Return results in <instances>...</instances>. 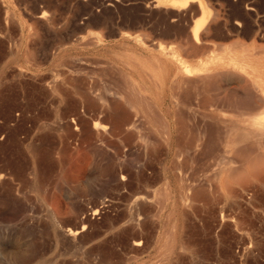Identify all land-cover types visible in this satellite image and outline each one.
<instances>
[{"label": "rangeland", "instance_id": "rangeland-1", "mask_svg": "<svg viewBox=\"0 0 264 264\" xmlns=\"http://www.w3.org/2000/svg\"><path fill=\"white\" fill-rule=\"evenodd\" d=\"M197 1L207 8L209 23L206 24L208 27L204 30L206 32L202 33L204 36L202 35L201 46L205 44L204 49L201 47L200 51L195 52L194 60L191 58L190 60L183 49L185 44L181 40L183 39L181 35L182 28L191 25L199 16L195 2L180 11L166 7L163 0H92L99 24L113 21L115 25L124 24L130 27L131 31L137 29L145 31L143 41H139L143 36L134 37V34L130 36L133 40L138 39L135 43L131 42L133 44L131 52L136 54V57H133L136 59L134 61L139 62V67L130 66V70L135 72V75L130 77V85L138 90L130 94L144 96L152 105L154 104L152 96L157 97L162 108L160 118L166 119V129L173 135V145L167 148L164 139H159L165 146L161 143L159 153L154 157L142 153L149 152L152 138V140L139 137L119 140L96 139L93 141L98 145L107 143L108 154L89 155L78 152L88 140L74 138L59 140L55 137L49 139L48 143L44 140L43 145L41 140L30 142L23 135L18 139L7 135L0 136V186H2L0 219L4 218L3 222L28 219L27 221L32 224L33 232L30 231L31 234L28 236L18 232V236L22 235L20 237L22 240L17 243L20 249L26 240L27 243L29 241L32 252L38 259V255L41 254L38 252L41 249L37 229L39 217L42 216L46 222L44 264H264V198L250 199L247 197L250 190L247 188L246 192L240 187L244 180H249L243 170L245 160L236 154H233L234 160H231L232 153H229V157L226 158V155L219 157L218 160L211 158V163L207 162V155L201 151L191 152L192 156L177 157L174 146L177 127L175 109L188 108L190 104L180 100V95L176 97L177 92L173 89L178 82L181 89H185L187 81L184 79L189 78L184 77V69L192 64L197 65L199 57H207L208 54L223 57L219 70L225 71L226 74L223 75L225 72H221L224 78L220 81L221 84L234 86L239 75H247L248 70L264 72V0ZM82 3L83 11L86 1L82 0ZM156 4H160L161 7ZM42 14L47 17L46 11ZM10 17L9 11L0 10V18ZM160 42L162 46H159ZM205 47L207 51H204ZM232 56L234 60L230 59ZM244 62L251 63V66H246ZM160 66L162 75H154L153 72L159 70ZM182 79L184 84L181 83ZM160 84L162 90L159 89ZM194 100L196 103L197 100ZM194 102L191 104L193 107ZM134 106L138 113L134 115L130 124L133 125L130 127L133 132L131 133L161 135L162 131L158 130L160 123H157L160 119H150L142 112L145 103L140 102ZM186 110L188 113L192 111ZM215 111L219 114L215 115L217 118L225 113ZM200 115H193L194 121L200 119ZM236 115L224 118L237 119ZM156 142L160 143L158 139ZM222 157L226 159L228 165L235 164L236 161V164H233L236 168L227 165L230 169L228 167L226 169L225 161L221 162L225 164L223 168L219 163ZM236 157L242 159V164L239 159L238 161L235 159ZM191 158L194 159L192 162ZM175 160L176 167L173 166ZM205 162L207 167H204L209 172L202 167ZM218 163L221 164L225 181H228L226 183L228 192L226 191L224 196L218 194L222 198L216 197L217 200L212 197L209 201L216 200L214 204H210L212 201L209 202L205 198L197 199L198 203L187 198L186 192L183 194L184 188L191 189L196 186L203 188L207 185L213 188L214 183L217 186L215 189H209L207 186V189L203 190L220 189L216 178L213 179L215 171L218 175L217 171L221 170ZM208 164L216 167L209 168ZM210 169L213 170L210 172ZM229 170L230 173H227ZM196 173L199 177L194 175ZM209 173L213 176L212 180H209L212 182H207ZM189 178H192V181ZM233 192L237 196H232ZM191 205L195 207L191 208ZM95 210L97 214H93ZM220 216L224 218L223 221ZM83 224L85 228L81 231ZM0 228V247L11 244L13 237H7L4 228L2 226ZM74 231L79 233L75 236L69 234ZM137 241H141L140 247L137 246ZM166 253L169 255L168 258H165ZM37 259L31 264H37Z\"/></svg>", "mask_w": 264, "mask_h": 264}, {"label": "crops", "instance_id": "crops-1", "mask_svg": "<svg viewBox=\"0 0 264 264\" xmlns=\"http://www.w3.org/2000/svg\"><path fill=\"white\" fill-rule=\"evenodd\" d=\"M85 1L82 11V0H0V10L11 14L9 19L0 18V136L18 139L23 135L43 145L55 137L89 140L79 150L91 155L108 154L107 143L98 145L96 139L154 135L129 134L138 111L135 106L128 108L129 99H125L130 98L127 90L135 75L130 66L139 67L131 52L138 39L130 36L145 39V31H131L113 21L99 24L92 0ZM161 68L153 74L161 76ZM152 98L151 109L145 107L142 112L150 119L160 118L161 105L157 97Z\"/></svg>", "mask_w": 264, "mask_h": 264}, {"label": "bare ground", "instance_id": "bare-ground-1", "mask_svg": "<svg viewBox=\"0 0 264 264\" xmlns=\"http://www.w3.org/2000/svg\"><path fill=\"white\" fill-rule=\"evenodd\" d=\"M164 4H166V7H169L171 9L174 10H180L187 7L188 5H191V3H196L197 4V11L199 12V16H197L198 18H196L194 21L195 22H191V25H186V27L182 28V38L181 39L182 42L185 44L183 47L185 53H187V58L188 59H192L194 60V54H196L195 52H197L199 49L201 50V46L203 44V38H202V33L205 30V28L207 27L206 24L207 23V8L203 5V3L197 1V0H163ZM160 4H156V6L159 7ZM161 7V6H160ZM159 7V8H160ZM195 7V6H194ZM185 10V9H183ZM171 11V10H170ZM181 15V14H180ZM195 15V14H194ZM42 16V15H41ZM188 16V15H187ZM212 19V18H211ZM142 20V19H141ZM214 20V19H213ZM212 21V20H211ZM173 22V21H172ZM178 23V22H177ZM212 23V22H211ZM185 26V25H184ZM174 27V26H173ZM177 28V27H176ZM208 28V27H207ZM179 30V29H178ZM208 30V29H207ZM181 31V30H180ZM206 32V31H204ZM128 33V32H127ZM173 33V32H172ZM113 34V33H112ZM185 34V35H184ZM142 35V34H141ZM162 35V34H161ZM204 36V35H203ZM144 39V38H143ZM206 39V38H205ZM204 39V40H205ZM217 39V38H216ZM168 45V44H167ZM159 46H162V43L160 42ZM158 46V47H159ZM164 46V45H163ZM170 46V45H169ZM168 47V46H167ZM217 47V46H216ZM161 48V47H160ZM206 48V47H205ZM219 48V47H217ZM216 48V49H217ZM204 49V47H203ZM221 49V48H219ZM217 49V50H219ZM238 49V48H237ZM199 50V51H200ZM209 50H211L209 48ZM208 50V51H209ZM215 50V52L217 51ZM207 51V48L204 50ZM203 52V51H202ZM214 52V53H215ZM189 53V54H188ZM199 53V52H198ZM208 53V52H207ZM213 53V51H212ZM204 54V53H203ZM203 56V55H202ZM190 59V60H191ZM233 59V56L232 58ZM229 59V60H230ZM234 60V59H233ZM223 61V57L221 55L218 54H208L207 57H199L197 65H191L188 66L184 69L183 74L185 78H189L186 83V88L185 89H181V86L179 85L180 82H178L173 89L177 92L176 93V97H181L179 98L182 101H186L187 104H190L188 108L186 107H182L180 108H173L175 109V122H176V135L174 136V146L176 148V152H177V157L179 156H190L193 151H201L202 154H206L207 155V162H211V158L213 159H217L221 156H225V158L228 156L229 153H232V157L231 160L234 158L233 156L236 154V156H241L243 158V161L245 160L246 163H244V167L243 170L247 173V176L249 177V180L246 181L244 183L240 184V187H243V191H246L245 189H249L250 191H248L247 197L251 198H260L263 197L264 198V72L263 71H250L248 70V74L244 75V74H240L238 77V81L236 82V84L230 85L227 83H220L221 80H224L223 75L226 74L225 71H221L219 70L222 66V62ZM230 62V61H229ZM235 62V61H234ZM241 63V62H239ZM244 64L246 66H251V63H246L244 62ZM243 64V65H244ZM103 67V66H101ZM100 70V69H99ZM105 70V69H104ZM103 71V70H102ZM106 71V70H105ZM108 71V69H107ZM115 71V70H114ZM223 75H222V73ZM110 74V72H108ZM113 74V73H112ZM106 75V74H105ZM183 78V77H182ZM104 79V78H103ZM57 80V79H56ZM109 82V81H108ZM122 82V81H121ZM120 82V83H121ZM105 83V82H104ZM176 83V82H175ZM181 83H183V79L181 81ZM184 84V83H183ZM123 85V84H122ZM106 86V85H105ZM124 87V86H122ZM128 87V86H127ZM184 87V86H183ZM182 87V88H183ZM221 88H223L221 90ZM127 89V88H126ZM125 89V91H126ZM130 92L133 91H138L135 87H133V85L129 84V88ZM136 89V90H135ZM173 90V91H174ZM175 91L173 92V98L175 97ZM180 91L182 92L180 94ZM127 92L130 94V92L127 90ZM172 92V91H171ZM121 93V92H120ZM123 93V92H122ZM134 94V93H132ZM73 95V94H72ZM127 96V94H125ZM178 95V96H177ZM130 98H125V99H129V103L128 104V108L129 105L130 107L134 106V105H138L140 102L145 103V110L147 111V108H150V106L152 105L151 103L147 102L145 99V97L143 96H137V95H129ZM96 98V97H95ZM98 99V98H97ZM117 99V98H116ZM196 99V103L194 102ZM100 100V99H99ZM103 100V99H102ZM112 100V99H111ZM117 101V100H116ZM128 101V100H126ZM175 101V98H174ZM101 102V101H100ZM114 102V101H113ZM120 102V101H119ZM178 101H176V104ZM181 102V101H180ZM195 103L194 107L191 105L192 103ZM102 103V102H101ZM116 103V102H115ZM126 103V102H125ZM182 103V102H181ZM73 104V103H72ZM92 104V103H90ZM119 104V103H118ZM121 104V102H120ZM184 104V103H183ZM89 105V103H88ZM93 105V104H92ZM91 105V106H92ZM99 105V104H98ZM110 105V103H109ZM150 105V106H149ZM182 105V104H181ZM120 106V105H119ZM122 106V105H121ZM125 106V104H124ZM149 106V107H148ZM153 106V105H152ZM184 106V105H182ZM192 106V107H191ZM106 107V106H105ZM104 107V108H105ZM117 107V106H116ZM115 107V109H116ZM176 107V106H174ZM180 107V104L179 106ZM211 107V108H210ZM70 108V107H69ZM76 108V107H75ZM95 108V107H94ZM98 108V107H97ZM103 108V109H104ZM111 108V107H109ZM214 108H217L215 110L219 111L222 113L223 111H225V113H222V117H219V114L216 113V111L214 110ZM74 109V108H73ZM93 109V108H92ZM102 109V110H103ZM119 109V108H118ZM151 109V108H150ZM186 109H192V111H190L191 113H188V111ZM84 110V109H83ZM98 110V109H97ZM111 110V109H110ZM114 110V109H113ZM117 110V109H116ZM125 110V109H124ZM153 110V109H152ZM151 110V111H152ZM155 110V109H154ZM195 110V111H194ZM222 110V111H221ZM64 111V110H63ZM108 111V110H107ZM150 111L147 112L149 113V115L152 114V112ZM226 111H229L227 113ZM76 112V111H75ZM123 112V111H122ZM171 112V110H170ZM72 112H69L68 114H71ZM79 113V111H78ZM114 113V112H113ZM118 113V112H117ZM234 113V114H232ZM126 114V112H125ZM155 113H153L154 115ZM161 114V113H160ZM191 114V115H190ZM198 115L201 114L200 119H197V121H200L201 123L198 124L197 121H194V117L193 115ZM218 115L217 117L215 115ZM228 114V115H227ZM236 115L237 119H228V118H224V116H229L231 115V117H234V115ZM76 115V114H75ZM96 115V114H94ZM98 115V114H97ZM112 115V114H111ZM110 115V116H111ZM121 115V114H120ZM124 115V114H123ZM191 116V118L189 119L188 116ZM233 115V116H232ZM69 116V115H68ZM114 116V115H113ZM155 116V115H154ZM161 116V115H160ZM159 116V117H160ZM240 116V117H237ZM230 117V116H229ZM99 118V117H98ZM121 118V117H120ZM126 118V117H125ZM162 118V116H161ZM161 118H155V120H159V122H157L160 126L159 132H161V135H159L158 138H154L155 136H150L153 138L152 140V147L150 150H148L149 152H142V153H147V154H151L155 155L158 154L159 149L161 148V141L159 139H164V143L166 144L167 148L171 147V145H173V135H170L169 132L167 131V125L165 123V120L161 119ZM171 118V117H170ZM221 118V119H220ZM76 119V118H75ZM109 119V118H108ZM114 118H112L113 120ZM124 119V118H123ZM154 119V117H153ZM82 120V119H81ZM96 120V119H95ZM122 120V119H120ZM128 120V119H127ZM125 120V122L127 121ZM85 121V120H83ZM154 121V120H153ZM91 121H89L90 123ZM96 122V121H95ZM98 122V121H97ZM120 122V121H119ZM124 122V121H123ZM188 122H193V124H188ZM196 122V123H194ZM82 123V122H81ZM154 123H156V121H154ZM72 124V123H71ZM122 124V123H121ZM124 124V123H123ZM127 124V123H126ZM85 125V124H84ZM117 125V123H116ZM125 125V124H124ZM119 126V127H125V126ZM68 126V125H67ZM114 126V125H113ZM118 126V125H117ZM129 126V124H128ZM133 126V125H132ZM130 126V127H132ZM158 126V125H157ZM78 127V126H77ZM66 128V126H65ZM80 128V127H79ZM117 128V127H116ZM88 129V128H87ZM90 129V128H89ZM126 129V128H125ZM128 129V128H127ZM131 129V128H130ZM135 129V128H133ZM76 130V129H75ZM101 130V129H100ZM104 130V129H102ZM112 130V129H110ZM123 130V129H122ZM121 130V131H122ZM129 130V129H128ZM132 130V129H131ZM136 130V129H135ZM152 130V129H151ZM149 129V131H151ZM70 131V130H69ZM77 131V130H76ZM83 131V129H82ZM88 131V130H87ZM98 131V130H97ZM105 131V130H104ZM115 131V130H114ZM127 131V130H126ZM126 131H123L126 132ZM89 132V131H88ZM87 132V134H88ZM110 133L112 131H109ZM70 133V132H69ZM81 133V132H80ZM120 133V132H119ZM122 133V134H123ZM152 133V132H150ZM86 134V133H85ZM103 134V133H102ZM127 134V133H126ZM129 134H132L131 132ZM153 134V133H152ZM76 135V134H75ZM106 135V134H105ZM87 136V135H86ZM119 136V135H118ZM124 136V135H123ZM128 136V135H127ZM114 137V136H113ZM146 137V136H145ZM67 138V137H66ZM71 138V137H70ZM86 138V137H85ZM115 138V137H114ZM113 138V139H114ZM123 138V137H122ZM128 138V137H127ZM135 138V137H134ZM147 138V137H146ZM78 139V138H77ZM109 139V138H108ZM112 139V138H111ZM112 139V140H113ZM145 139V138H144ZM143 139V140H144ZM158 139V141L160 143H157L156 140ZM117 140V139H116ZM119 140V138H118ZM133 140V139H132ZM131 140V141H132ZM146 140V139H145ZM148 140V138H147ZM89 141V140H88ZM98 141V140H97ZM103 141V140H102ZM126 141V140H125ZM92 142V141H90ZM124 142V141H123ZM127 142V141H126ZM73 143V142H72ZM83 143V142H82ZM86 143V142H85ZM84 143V144H85ZM115 143V142H113ZM141 143V142H140ZM150 143V142H149ZM65 144V143H64ZM83 144V145H84ZM91 145V143H89ZM128 144V143H127ZM163 144V143H162ZM165 144H163L165 146ZM81 145V144H80ZM141 145V144H140ZM149 145V144H148ZM162 145V146H163ZM66 146V145H65ZM73 146V145H72ZM119 146V145H118ZM67 147V146H66ZM80 147V146H79ZM105 147V146H104ZM150 147V145H149ZM86 148V147H85ZM119 148V147H118ZM116 149V148H115ZM70 150V149H69ZM82 150V149H81ZM111 150V149H110ZM123 151V150H122ZM75 152V151H74ZM78 152H80L78 150ZM117 154L118 151L116 152ZM123 154V153H122ZM127 154V153H126ZM187 154V155H186ZM194 154V153H193ZM198 154V153H197ZM201 154V153H200ZM234 154V155H233ZM70 155V154H69ZM68 156V154H67ZM192 156V155H191ZM195 156V155H194ZM200 156V155H199ZM209 156V157H208ZM69 157V156H68ZM202 157V155H201ZM229 157V156H228ZM126 159V158H125ZM192 159V158H191ZM197 159V158H195ZM206 159V158H205ZM204 159V160H205ZM206 159V160H207ZM210 159V161H209ZM237 159V157L235 158ZM239 159V157H238ZM237 159V161H238ZM194 159L191 160V162ZM203 159H201L202 161ZM203 160V161H204ZM221 161L219 163H227L226 159H224L223 157L220 159ZM228 160H230V158H228ZM227 160V161H228ZM234 160V159H233ZM240 164H242V159H239ZM177 160L174 161L173 166H175V162ZM185 161V160H184ZM187 161V160H186ZM190 161V158H189ZM215 161V160H213ZM130 162V161H129ZM136 162V161H135ZM154 162V161H153ZM183 162V161H182ZM216 162V161H215ZM229 162V161H228ZM238 162V163H239ZM123 163V162H122ZM206 163V162H205ZM212 163V162H211ZM210 163V164H211ZM218 163V165H219ZM221 163V164H222ZM233 163V162H232ZM188 164V163H187ZM220 164V165H221ZM225 164H222L221 166H225ZM231 164V162L229 163ZM234 164V163H233ZM231 164L233 167H235L234 165ZM131 165V164H130ZM193 165V164H192ZM197 165V163H196ZM195 165V166H196ZM206 164H204L202 167H207ZM209 165V164H208ZM219 165V167H220ZM228 163L226 164V169L227 167L231 166L228 165ZM223 166V168H225ZM232 166L230 168H232ZM241 165H239L240 167ZM115 167V166H114ZM133 167V166H132ZM192 167V166H191ZM204 167V168H205ZM213 167L211 165H209V168ZM214 167H216L214 165ZM213 167V168H214ZM228 167V168H229ZM238 167V166H237ZM242 167V166H241ZM240 167V168H241ZM128 168V166H127ZM201 168V167H200ZM229 168V169H230ZM236 168V167H235ZM206 169V168H205ZM204 171H208V169H206ZM216 169V168H215ZM214 169V170H215ZM218 172V175L215 171V173L213 174L214 176V180L216 178V181H218V184L220 189L215 191H211L209 189H215V184L213 183L212 187L206 191L203 189H207V186L203 187L202 184L201 186L203 188H198L196 186V188H184V192L183 194L185 195L186 192V196L187 198L189 197L191 200H195L197 203V199L200 198H205L208 199V201L212 198V197H221L218 196L222 195L224 196L226 194L227 191V187L226 186L227 182L225 181L223 172H222V167H220ZM223 169V170H226ZM239 169V168H238ZM237 169V170H238ZM213 170V169H212ZM210 169V172L212 171ZM218 170V169H217ZM236 170V171H237ZM206 171V172H207ZM205 172V173H206ZM209 172V171H208ZM220 172V173H219ZM233 172V171H232ZM231 172V173H232ZM230 173V170L227 172ZM235 175V170L233 172ZM182 175V174H181ZM194 175H197V177H199V175L196 173ZM203 175V173H202ZM205 175V174H204ZM203 175V176H204ZM210 175V173H209ZM217 175V177H216ZM232 175V174H231ZM232 175V176H233ZM123 176V175H122ZM193 176V174H192ZM206 176H208L206 174ZM213 176H208V181L207 182H212L209 180H212ZM195 177V176H194ZM193 177V178H194ZM196 179L198 180L199 178ZM230 177V174H229ZM123 178V177H121ZM192 181V178H189ZM206 179V180H207ZM123 180V179H122ZM204 180V179H202ZM186 181V180H185ZM191 181L189 182L191 184ZM196 181V180H195ZM194 181V182H195ZM205 181V180H204ZM215 181V182H216ZM193 184V182H192ZM209 184V183H208ZM6 185V184H4ZM8 186V185H6ZM183 186V185H182ZM194 186V185H193ZM245 186V187H244ZM2 187V186H0ZM11 187V186H10ZM14 187V186H13ZM189 187V184H188ZM217 187V186H216ZM235 188V187H234ZM3 189V188H2ZM11 189V188H10ZM186 189V190H185ZM229 189H231V187H229ZM9 190V189H8ZM19 190V189H18ZM167 190H168V186H167ZM233 190V188H232ZM230 190V191H232ZM237 189H235L236 192ZM242 190V188H241ZM14 191V190H13ZM139 191V190H138ZM234 191V190H233ZM11 193V190L9 191ZM172 192V191H171ZM228 192V191H227ZM241 192V191H240ZM239 192V193H240ZM247 192V191H246ZM164 193V192H163ZM232 193V192H230ZM237 193V192H236ZM236 193L233 192L232 196H237ZM162 194V193H161ZM182 194V195H183ZM235 194V195H234ZM170 195V194H169ZM183 195V197H184ZM23 196V195H22ZM21 196V197H22ZM159 196V195H158ZM163 196V194H162ZM161 196V198H162ZM240 196V195H239ZM241 197V196H240ZM245 197V195H244ZM170 198V197H169ZM214 198V199H215ZM216 198V200H217ZM222 198V197H221ZM242 198V197H241ZM27 199V198H26ZM158 199V198H157ZM160 199V198H159ZM171 199V198H170ZM185 199V198H184ZM245 199V198H244ZM249 200V202H251V200ZM161 200H165V199H161ZM189 200V201H191ZM215 200V202H216ZM247 200V202H248ZM259 200V199H257ZM159 201V200H158ZM188 201V199H187ZM204 202V200H202ZM212 201V200H211ZM209 201V202H211ZM219 201V199H218ZM234 201V200H232ZM255 203V200H253ZM18 202V201H17ZM140 202V201H139ZM162 201H160L161 203ZM200 202V201H199ZM215 202H211L210 204H214ZM221 202V199H220ZM236 202V200H235ZM244 202V201H242ZM196 203V204H197ZM208 203V202H206ZM230 203V202H229ZM257 203V202H256ZM207 204V205H210ZM235 204V203H233ZM232 204V206H233ZM240 203H238L237 205L239 206ZM30 205V204H29ZM160 206L162 204H159ZM219 205V204H218ZM231 205V204H230ZM252 205V204H251ZM255 205V204H254ZM163 206V205H162ZM206 207V205H204ZM211 206V205H210ZM213 206V205H212ZM229 206V205H228ZM236 206V205H235ZM246 206V205H245ZM195 207V206H194ZM191 205V208H194ZM209 207V206H208ZM244 207V206H243ZM250 207V206H248ZM253 207V206H252ZM213 209V207H210ZM217 208V207H216ZM237 208V206H236ZM206 209V208H205ZM226 209V208H225ZM232 209V208H231ZM238 209V208H237ZM245 209V207L243 208ZM207 210V209H206ZM205 210V212H206ZM230 210V209H229ZM239 210V209H238ZM8 211V210H7ZM211 211V209H210ZM237 211V210H236ZM247 211V210H246ZM11 212V211H10ZM97 210L94 211L93 214H97L96 213ZM227 212V211H226ZM242 212V210H241ZM244 212V211H243ZM255 212V211H254ZM25 214V213H24ZM214 215V211L212 213ZM238 214V213H237ZM228 215V214H227ZM242 215V214H241ZM240 215V216H241ZM225 216V214H224ZM232 216V215H231ZM1 217V216H0ZM9 217V215H8ZM11 217V216H10ZM27 217V216H26ZM155 217V216H154ZM219 217V216H218ZM2 218V217H1ZM23 218V217H22ZM25 218V217H24ZM45 218V217H44ZM42 216L39 217V221H38V229H37V233H38V237L40 239V249L38 253H41L40 256L38 255V259L34 256L35 253L33 254L32 252V247L30 246V242L27 240L24 242L23 247L20 249L18 247V241L22 240L19 235L18 232L22 233L24 236L30 233V231H32L31 222L27 221L26 219H23L19 222L17 221H13V222H7V221H2L4 220V218L1 220L0 219V226H2L4 228H2V230L4 231V234L7 237L12 236L13 237V241L11 244H5L4 246L0 247V264H31L33 260H38L37 264H44L43 263V257L44 252H45V237H46V222ZM215 218V217H214ZM250 218V217H249ZM10 219V218H9ZM138 219V218H137ZM221 221H223V217L220 216ZM245 220V218H244ZM10 221V220H9ZM238 221V220H237ZM17 222V223H16ZM240 224L242 225L241 221ZM245 224V223H244ZM243 224V225H244ZM239 228L241 227L238 224ZM247 226V224H246ZM254 226V225H253ZM243 227V226H242ZM31 228V229H30ZM85 228V225L83 224L82 227L80 229H82L81 231H83ZM142 228V227H141ZM247 228V227H246ZM252 228V227H251ZM1 229V228H0ZM241 229V228H240ZM240 231V230H239ZM248 231V230H247ZM33 232V231H32ZM2 233V232H1ZM79 232H71L69 233L72 236H75L76 234H78ZM31 234V233H30ZM33 234V233H32ZM254 234V233H253ZM1 235V234H0ZM4 236V235H3ZM2 237V236H1ZM25 238V237H23ZM28 238V237H26ZM31 239V238H30ZM61 239V238H60ZM171 240V239H170ZM170 240H168L170 242ZM235 241V240H234ZM138 242V241H137ZM136 243V242H135ZM170 244V243H168ZM141 245V241L137 243V246L140 247ZM37 255V253H36ZM168 254H165V258H168ZM128 258V257H127ZM170 258V257H169ZM164 259V258H163ZM166 260V259H165ZM195 263V262H194Z\"/></svg>", "mask_w": 264, "mask_h": 264}]
</instances>
